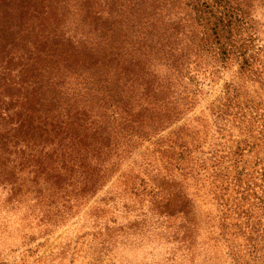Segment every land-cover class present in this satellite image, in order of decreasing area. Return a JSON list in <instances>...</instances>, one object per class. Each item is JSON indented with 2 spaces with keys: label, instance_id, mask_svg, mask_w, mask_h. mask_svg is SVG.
<instances>
[{
  "label": "trees",
  "instance_id": "trees-1",
  "mask_svg": "<svg viewBox=\"0 0 264 264\" xmlns=\"http://www.w3.org/2000/svg\"><path fill=\"white\" fill-rule=\"evenodd\" d=\"M242 2L0 0L3 204H86L137 145L161 139L191 27L215 16L211 35L227 56L247 26Z\"/></svg>",
  "mask_w": 264,
  "mask_h": 264
},
{
  "label": "rangeland",
  "instance_id": "rangeland-1",
  "mask_svg": "<svg viewBox=\"0 0 264 264\" xmlns=\"http://www.w3.org/2000/svg\"><path fill=\"white\" fill-rule=\"evenodd\" d=\"M242 3L227 56L215 16L191 27L161 139L137 145L86 204H3L0 187V264H264V0Z\"/></svg>",
  "mask_w": 264,
  "mask_h": 264
}]
</instances>
